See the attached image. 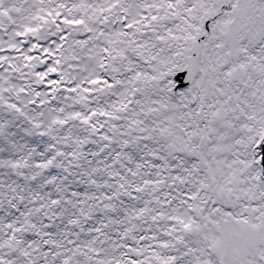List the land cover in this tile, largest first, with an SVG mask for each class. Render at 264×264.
I'll return each mask as SVG.
<instances>
[{
    "label": "snow or ice",
    "instance_id": "6c2138e0",
    "mask_svg": "<svg viewBox=\"0 0 264 264\" xmlns=\"http://www.w3.org/2000/svg\"><path fill=\"white\" fill-rule=\"evenodd\" d=\"M0 264H264V0H0Z\"/></svg>",
    "mask_w": 264,
    "mask_h": 264
}]
</instances>
